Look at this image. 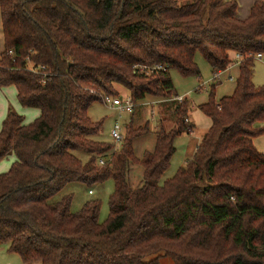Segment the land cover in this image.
<instances>
[{"label":"trees","instance_id":"trees-1","mask_svg":"<svg viewBox=\"0 0 264 264\" xmlns=\"http://www.w3.org/2000/svg\"><path fill=\"white\" fill-rule=\"evenodd\" d=\"M238 0H0L4 48L0 86L15 85L22 105L41 109L26 123L10 108L0 131V244L23 262L41 264H264V85L253 81L255 54L264 52V0L238 18ZM13 50L14 55L9 53ZM202 52L213 73L240 53L236 87L216 98L212 85L199 108L211 119L194 154L163 182L176 138L190 133L185 98L176 124L157 130L142 157L135 140L150 124L130 123L118 148L99 141L103 120L89 115L100 93L129 89L138 103L177 97L171 70L201 74ZM46 68L41 73L30 69ZM92 90H95L92 91ZM169 98V97H168ZM177 100V99H173ZM84 150V161L75 154ZM104 163H101V161ZM141 164L142 179L131 180ZM112 178L110 213L101 201L72 210L71 182Z\"/></svg>","mask_w":264,"mask_h":264},{"label":"rangeland","instance_id":"rangeland-1","mask_svg":"<svg viewBox=\"0 0 264 264\" xmlns=\"http://www.w3.org/2000/svg\"><path fill=\"white\" fill-rule=\"evenodd\" d=\"M181 1L185 3L189 0ZM1 22L2 19L0 15V25ZM196 62L201 71V74L199 76H184L177 69L171 70V77L175 85V91L177 94L187 97L186 99L189 102L190 111L189 118L191 120V115L193 114L196 128L192 133L185 132L177 136L175 141L176 151L172 156L169 168L162 176V182L167 178L174 176L178 169L186 164L187 160L192 156V152L194 151L195 147L200 142L203 134L210 127L211 120L199 108V105L208 100L212 85L214 83L216 84L215 94L217 99H220L225 95L232 94L236 87V80L234 79L235 77L237 78L238 72L235 68L224 71L221 74L220 80H216L214 79V73L211 65L200 51L196 54ZM230 75H232L234 79H230ZM254 80L257 85H264V60L258 59L256 61V72ZM202 85L204 87H201ZM117 87H119L118 89L120 95L130 94L129 89L126 86L117 85ZM199 88H201V90H198ZM173 99H175L174 96H149L147 99L139 101L137 103L133 113H121L116 107L106 104V102H104L102 99L95 101L90 107L89 115L93 120H103L104 123L100 133L92 135V138L99 141L111 142L117 145L112 136V128L117 123V121H120L123 125L124 137L127 134V127L130 123H132V121L136 127L149 123L151 130L146 134L139 136L135 140L136 154L138 157H142L145 150L152 149L155 146L157 130L161 128L162 124H164L166 128H171L176 124V113L174 109L178 100ZM156 101L162 102L157 103ZM19 103V109H16L15 103L13 102L11 97L9 99V108L12 107L19 113L23 114L25 116L26 123L34 121L37 116L40 115V108H26L24 105H22L21 102ZM118 145L121 144L118 143ZM74 152L84 161H86L90 156V154L85 152L84 150H75ZM14 156V154H10L8 157L0 161V170H4L3 172L8 170L11 164L15 161L16 156ZM131 167L130 177L133 185H137L142 179L143 167L139 163L133 164ZM114 190L115 182L112 178H109L104 182L94 184L92 186H88L81 182H71L56 196V198H60L63 194L66 193H72L73 211L80 210L87 200L99 199L101 201L100 220L105 221L107 220L110 213L109 201ZM159 254L161 255V264H174V259L170 255L164 254L163 252H160ZM0 264L26 263L23 262L21 256L17 252L8 251L5 244H0ZM30 264H41V262L34 261Z\"/></svg>","mask_w":264,"mask_h":264},{"label":"crops","instance_id":"crops-1","mask_svg":"<svg viewBox=\"0 0 264 264\" xmlns=\"http://www.w3.org/2000/svg\"><path fill=\"white\" fill-rule=\"evenodd\" d=\"M239 1V9H238V18L241 19V20H245L247 19L250 14H251V10H252V7L254 6V4L256 3V1L258 0H238ZM0 15H1V12H0ZM4 48V34H3V26H2V22H1V25H0V54L2 52ZM232 58L234 59V61L230 64V69H236L238 74H239V69H240V63H241V60H238L236 58V53L233 52L232 53ZM258 59H256L257 61ZM255 72H256V63H255V67H254V73H253V81L255 82ZM238 76V75H237ZM237 78L235 77L234 80H236ZM221 83V81H220ZM256 84V83H255ZM257 85V84H256ZM201 87H204V86H201ZM119 88V87H118ZM198 90H201V88H199ZM9 95V96H7ZM184 96V95H182ZM12 97V100L13 102L15 103V107L16 109H19V97H18V89L15 85H8V86H0V131L2 129V125H3V122L10 110L9 108V99ZM187 98L186 96H184V99ZM207 101V100H206ZM155 102V101H154ZM157 103H160L162 101H156ZM205 102V101H204ZM153 103V102H152ZM158 105V104H157ZM194 105V104H193ZM26 107V106H25ZM28 108V107H26ZM30 108V107H29ZM194 109H195V106H194ZM157 110V109H156ZM193 111V110H192ZM158 112V111H157ZM38 113V112H37ZM159 113V112H158ZM192 114V113H191ZM156 115V114H155ZM38 117V116H37ZM211 120V119H210ZM191 121H195L194 118H193V114L191 115ZM169 128V127H168ZM193 132V131H192ZM190 132V133H192ZM255 144L256 146L264 151V134L263 135H260V136H257L255 139ZM197 147V146H196ZM196 147L194 149V151L192 152V154H194L195 150H196ZM15 157V156H14ZM15 160H16V157H15ZM4 170H0V173H2ZM7 171V170H6ZM7 250L9 251L8 247L6 246ZM25 263V262H24ZM32 262H29V263H26V264H30Z\"/></svg>","mask_w":264,"mask_h":264},{"label":"built area","instance_id":"built-area-1","mask_svg":"<svg viewBox=\"0 0 264 264\" xmlns=\"http://www.w3.org/2000/svg\"><path fill=\"white\" fill-rule=\"evenodd\" d=\"M9 53L11 55H14L13 50L11 49L9 51ZM256 59H261L264 60V52H258L255 54ZM236 58L238 60H242L243 56L240 53H236ZM229 65L225 70H218L214 73V79L216 80H220L221 74L230 69ZM45 69L46 67L44 65H42L41 67L35 66V64H33L30 61V69L33 70L36 73H41V69ZM230 79H234V77L232 75H230ZM203 86V85H202ZM95 92V90H92ZM101 99L106 102V104L111 105L113 107H116L121 113L125 112V113H133L135 110V107L137 105V103L133 100L132 95L131 94H127V95H109V94H105V93H100ZM175 99H177L179 102H181L184 99V96L179 95L177 97H175ZM112 136L115 140V143H117V145H115L116 148L119 147L118 143H122V141L124 140V134H123V125L121 124L120 121H117V123L114 125V127L112 128ZM101 163H104V161L102 160Z\"/></svg>","mask_w":264,"mask_h":264}]
</instances>
